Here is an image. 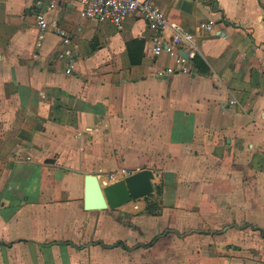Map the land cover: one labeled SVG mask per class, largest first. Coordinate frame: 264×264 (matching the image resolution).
Instances as JSON below:
<instances>
[{"label":"crops","instance_id":"crops-1","mask_svg":"<svg viewBox=\"0 0 264 264\" xmlns=\"http://www.w3.org/2000/svg\"><path fill=\"white\" fill-rule=\"evenodd\" d=\"M49 1L0 0V264H264V0H154L192 32L215 20L187 72L144 19ZM122 167L162 192L85 208L87 174Z\"/></svg>","mask_w":264,"mask_h":264},{"label":"built area","instance_id":"built-area-1","mask_svg":"<svg viewBox=\"0 0 264 264\" xmlns=\"http://www.w3.org/2000/svg\"><path fill=\"white\" fill-rule=\"evenodd\" d=\"M57 0H50L47 7L51 10L55 7ZM81 6L80 14L95 21H108L121 29L125 19L129 15H136L144 19L151 31L152 51L155 55L168 54L178 64L181 71L187 72L188 66L185 64L188 58H193L197 52L195 42L196 31H213L215 20H201L195 26V32L187 30L176 21L167 19L164 11L154 0H74ZM42 0H35V4L40 5ZM37 46L41 47L46 37V32L50 27H55V31L60 37L62 49L58 52V59L66 63L65 71L71 73L75 68L76 55L69 49L67 44L70 38L60 28L55 20L49 21L45 11H36ZM187 47L183 49V47ZM185 54V55H184ZM175 68L168 67L166 72L173 73ZM232 102H235L233 100ZM140 170L135 168L129 170L120 168L116 172L109 173L111 179L119 178L121 175H129Z\"/></svg>","mask_w":264,"mask_h":264},{"label":"water","instance_id":"water-1","mask_svg":"<svg viewBox=\"0 0 264 264\" xmlns=\"http://www.w3.org/2000/svg\"><path fill=\"white\" fill-rule=\"evenodd\" d=\"M86 179L88 197L85 198L84 206L89 209L116 208L132 199L147 196L155 190L153 175L147 169L138 170L104 186H101L92 173L87 174ZM91 197L95 200H91Z\"/></svg>","mask_w":264,"mask_h":264},{"label":"trees","instance_id":"trees-1","mask_svg":"<svg viewBox=\"0 0 264 264\" xmlns=\"http://www.w3.org/2000/svg\"><path fill=\"white\" fill-rule=\"evenodd\" d=\"M155 187H156V192H157L158 194H160V193L162 192V185L159 183V184H157Z\"/></svg>","mask_w":264,"mask_h":264}]
</instances>
